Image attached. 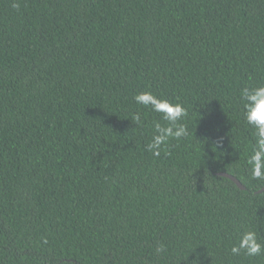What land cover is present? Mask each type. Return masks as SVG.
Returning a JSON list of instances; mask_svg holds the SVG:
<instances>
[{
  "label": "trees",
  "instance_id": "16d2710c",
  "mask_svg": "<svg viewBox=\"0 0 264 264\" xmlns=\"http://www.w3.org/2000/svg\"><path fill=\"white\" fill-rule=\"evenodd\" d=\"M262 84L264 0H0V264H264L230 251L264 242ZM146 90L187 109L167 155Z\"/></svg>",
  "mask_w": 264,
  "mask_h": 264
},
{
  "label": "clouds",
  "instance_id": "9594fccd",
  "mask_svg": "<svg viewBox=\"0 0 264 264\" xmlns=\"http://www.w3.org/2000/svg\"><path fill=\"white\" fill-rule=\"evenodd\" d=\"M12 7L19 8V3H13ZM134 99L136 104L161 114L162 120L166 122L154 124V134L146 145L147 150L154 156H160L170 140H179L189 135V129L184 123L187 109L183 103L157 95L150 90L139 92ZM240 99L244 108L245 122L254 130V144L247 160L250 176L254 180H264V84L242 88ZM132 120L138 124L140 115L134 114ZM165 155H167L166 151ZM165 251L164 244L156 248L158 254ZM230 251L233 256H239L243 252L249 257H254L264 253V242L260 240L256 231L247 230L239 235L237 243Z\"/></svg>",
  "mask_w": 264,
  "mask_h": 264
},
{
  "label": "water",
  "instance_id": "95a60500",
  "mask_svg": "<svg viewBox=\"0 0 264 264\" xmlns=\"http://www.w3.org/2000/svg\"><path fill=\"white\" fill-rule=\"evenodd\" d=\"M219 174H221V175H223V176H226V177H228L229 179H231V180H233L241 189H243L244 188V186L239 182V180H237L234 176H232V175H230V174H227V173H223V172H221V173H219Z\"/></svg>",
  "mask_w": 264,
  "mask_h": 264
}]
</instances>
